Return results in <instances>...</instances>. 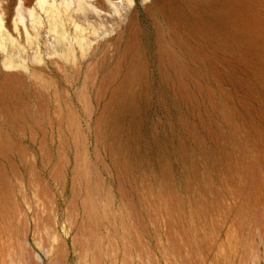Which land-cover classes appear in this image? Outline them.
<instances>
[{
	"label": "rangeland",
	"instance_id": "obj_1",
	"mask_svg": "<svg viewBox=\"0 0 264 264\" xmlns=\"http://www.w3.org/2000/svg\"><path fill=\"white\" fill-rule=\"evenodd\" d=\"M0 264H264V0H0Z\"/></svg>",
	"mask_w": 264,
	"mask_h": 264
},
{
	"label": "bare ground",
	"instance_id": "obj_2",
	"mask_svg": "<svg viewBox=\"0 0 264 264\" xmlns=\"http://www.w3.org/2000/svg\"><path fill=\"white\" fill-rule=\"evenodd\" d=\"M235 4L238 6L237 3H235ZM235 4H234V6H236ZM239 16H240V15H239ZM238 18H239V17H238ZM237 20H238V19H237ZM240 20H241V19H239V21H240ZM243 20H244V19H243ZM245 21H246V20H245ZM241 22H242V21H241ZM242 23H243V22H242ZM238 25H241V23H240V24L238 23ZM246 25H247V24H246ZM249 25H251V24H249ZM244 26H245V24L243 25V27H244ZM247 26H248V25H247ZM247 26H246V27H247ZM251 26H252V25H251ZM236 28H237V27H236ZM233 29H234V28H233ZM238 29H239V28H238ZM244 29H246V28H244ZM244 29H243V31H245ZM236 31H237V30H236Z\"/></svg>",
	"mask_w": 264,
	"mask_h": 264
}]
</instances>
